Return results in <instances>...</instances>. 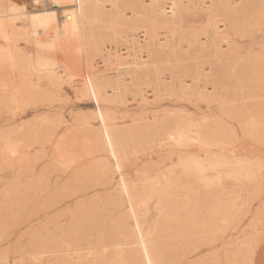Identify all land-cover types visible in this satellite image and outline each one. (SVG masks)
Returning a JSON list of instances; mask_svg holds the SVG:
<instances>
[{"label": "rangeland", "instance_id": "374dc122", "mask_svg": "<svg viewBox=\"0 0 264 264\" xmlns=\"http://www.w3.org/2000/svg\"><path fill=\"white\" fill-rule=\"evenodd\" d=\"M14 2L34 9L28 0ZM50 2L42 10L62 21L63 8ZM87 2L82 31L69 48L36 51L54 64L55 75L0 68L1 87L8 79L15 97L9 102L0 93V264H144L130 257L140 248L136 221L154 264H264V120L249 118L264 82V21L258 28L250 21L245 37H234L244 70L232 75L225 65L205 86L192 81L199 54L175 48L161 26L149 37L145 12ZM238 3L245 8L249 0ZM250 4L253 13L264 12V0ZM194 11L182 14L188 26L179 35L204 26ZM127 20H137L135 28ZM18 41L19 52L29 51ZM146 44L159 48L151 63ZM91 71L100 81L96 98L81 80ZM221 77L230 104L218 108ZM99 113L119 143L113 154L105 138L101 148L91 140L105 130ZM183 119L204 130L208 146L153 137L154 126L174 129ZM123 225L131 231L126 240Z\"/></svg>", "mask_w": 264, "mask_h": 264}, {"label": "bare ground", "instance_id": "6f19581e", "mask_svg": "<svg viewBox=\"0 0 264 264\" xmlns=\"http://www.w3.org/2000/svg\"><path fill=\"white\" fill-rule=\"evenodd\" d=\"M28 1L30 2V6L34 8L33 10H29L26 6H22V5L18 6V4H17L18 2H16V4H17L16 5L14 0H0V68H2L3 70H7V71L11 72L12 70H14V68L21 67L24 69H31V70L38 71L44 75L53 76V75H55V69H56L53 66L54 64L49 62V60H45V59L41 58L39 55H36V51H42V50H44V51L45 50L61 51L64 48H69V46H71V44L74 43L77 36L82 31L83 24H84L83 20L85 18L84 12L87 9L88 2H87V0H28ZM50 1L53 2V4L58 6L59 8H63L62 14L60 13L62 21H60V22L58 21V15H55L53 17L52 15L46 13V11L42 10L41 5L45 4V2H50ZM165 1L166 2L168 1L166 6H164ZM238 1L244 2V5H245V2L248 0H148L147 6H145V2H143V0H109V7L113 8L115 10H119L121 8L129 7L136 15L138 13L145 12L148 19L144 20L145 17L144 18L142 17V18L144 20L143 22L145 23V25L146 24L150 25L149 26L150 36L149 37H152L155 35V33H156L155 28L157 26H161L162 28L165 29L166 33L171 35L170 40L174 43L175 48H177V49L187 48L192 54H199V57H198L199 59L196 60V63L194 62L195 63V66H194L195 70H194V76L192 78V81L195 83L203 82L204 85L206 86L207 83H212V82L214 83L215 76H214L213 72L215 71V73L217 72L218 74H220V72L225 69L224 68L225 65H228L230 67V69H231L230 73L231 74L233 73V70H235L236 68H239L240 66H241V68L243 67V65H242L243 63H241L242 48H241V46L238 45V43L234 37L235 36L238 38L245 37V28H246V25L248 26L250 24V21H255V27H256V24L261 26V22L263 24V21H264L263 20L264 19L263 13L264 12H259L258 14H255L252 12V9L247 8L248 4L250 7V5H251L250 1L251 0H249V3L245 6V8L239 7ZM19 2H21V1H19ZM63 5L64 6L67 5V6L63 7ZM49 9H51V8H49ZM192 10H198L199 11V13L197 11H194L195 17L200 22L204 21L205 22L204 26H202V28H200L199 31L194 30V27H190L189 29H187L188 31H183L179 35L178 31H181L185 26H188V24L182 18V14L187 13L188 11H192ZM117 12H119V11H117ZM93 18L94 17H92V19ZM121 19H123V18H121ZM132 19H134V18H132ZM219 19H222L221 25L218 24V23H220ZM126 22L128 23V25L130 27H134L135 23H137V20H132V21L127 20ZM143 24H142V26H143ZM124 25H126V24H124ZM138 28H140V27H138ZM256 28H258V27H256ZM121 29H123V28H121ZM260 29H261V27H260ZM156 30H157V28H156ZM250 30H252V29H250ZM254 31H256V30H254ZM159 32H160V29H159ZM176 35H177V37L175 38ZM165 39H166V37H165ZM18 40H23L27 44H29L30 45L29 51H27L25 53L19 52L15 46V44H16L15 42ZM253 40H255V39L253 38ZM23 41H22V43H23ZM136 41H137V38H136ZM157 41H160V40H157ZM152 44H153V42H152ZM152 44H149V45L151 46ZM23 45H25V44L23 43ZM149 45L146 44L145 52H146L148 59L150 60V62H148V63H151L152 59L157 55V53H158L157 49H159V48L156 49V46L154 48V47H152L153 45L151 47ZM133 55H134V53H133ZM249 55H250V47L247 48V51H246V56H249ZM191 57H193V56L191 55ZM194 58H195V56H194ZM118 59H119V56H118ZM174 59L177 60L178 58L174 57ZM261 61H262V69H264V57ZM204 63H207L208 67H206V68L203 67L202 64H204ZM139 65L140 64L135 65L134 68L136 70L142 69ZM206 69L210 70V71L205 72ZM87 70H88V68H87ZM86 72H88V71H86ZM200 72H203L204 75L201 76ZM218 74H217V76H218ZM242 76H243V74H242ZM236 78H238V77H236ZM224 79L222 80V77H221L222 81L218 82L217 84L215 81L216 86L220 90V92H218V91L214 92L216 97H217L218 93H220L219 94L220 96L214 99V101L217 103L218 108H221L224 105L226 106V105L230 104V100L228 98L222 97V95H221V92H222L221 87L226 86L225 85L226 81ZM239 79L241 80V78H238V80ZM81 80H83L82 82L84 84L85 91L87 93H89L91 96H93L94 98H96L97 93H98L97 88L100 84L98 77L95 74H93L91 71V74L85 75L84 79H81ZM234 80H235V78H234ZM249 81H250V79H249ZM262 81H264V75H263ZM245 82L246 81H244V83ZM253 82H254V80H253ZM256 82H258V80ZM8 83H9V80L7 79V80H5V82L3 84V86L4 85L5 86L1 87L2 83L0 82V93L5 94V96H7V100L9 102H13L15 100L14 99L15 98L14 97V91H12L11 93L8 92L9 91ZM241 83H242V81H241ZM239 85H240V83H239ZM246 85L249 86L250 84H247V82H246ZM262 85H263V88L257 92L258 99L255 100V102H253L255 107H257V114H253V116L251 115L249 117V118L253 119V124H262L263 120H264V97H263L264 96V82L262 83ZM115 86L117 87V85H115ZM250 86H252V85H250ZM245 87H247V86H245ZM253 87H254V85H253ZM157 88H158V86H157ZM244 88H243V90H244ZM203 90H205V88ZM243 90H242V92H243ZM256 90L257 89H255L254 91H256ZM224 91H226V87H225ZM237 95L239 96V94H237ZM247 96H249V95H247ZM232 98H233V102H235L236 101L235 97H232ZM239 98H240V96H239ZM118 101H119V99H118ZM192 101H194V100H192ZM237 101H238V99H237ZM238 103H240V102H238ZM234 106L235 105L228 106V108H229L228 110L231 109L232 111H234ZM152 107H153V105H152ZM243 107H245V105ZM225 108H227V107H225ZM238 111H239V108H238ZM246 112L244 111L243 113H246ZM225 113H226V111H225ZM235 113H237V111ZM248 114H250V113L248 112ZM229 115H230V112H229ZM237 116H240L239 118H241V121H242L241 114H239ZM224 117H226V116H224ZM231 117H232V115H231ZM98 118L100 119L102 124H104L105 130H104L103 134L102 133L100 134L99 133L100 131L97 133L94 132L92 135L93 137H91V140L93 142H95L96 144H98V142H100V144H98V146L101 148L102 147L101 146V140H103L105 138L107 143H108L107 145L109 148V152L111 154H113L119 148V143L117 141L116 135L113 134L112 130L107 126L109 124L105 122V120H104L105 118L101 113H99ZM230 121H232V120H230ZM227 122H229V121H227ZM176 125L177 126L174 129H172V128L165 129V128H160L159 126H154L153 137L155 139H157L158 141L170 140V141H174L177 143H181V142L186 141V140H192V141L195 140V141L199 142L200 144L204 145L203 147H206L209 145L208 141H207L208 138L206 137L204 130L198 128L197 124H195V122L193 120L183 119V120H180V122H178ZM226 127H228V126H226ZM210 130H212V129H210ZM233 133H235V132L233 131ZM190 144H192V143H190ZM193 144H196V143H193ZM196 146H198V145H196ZM199 147H200V145H199ZM189 150H191V149H189ZM197 152H199V151L197 150ZM197 159H199V158H197ZM191 160L193 161V159H191ZM192 161H191V163H192ZM189 163H190V161H189ZM194 164H195V162H194ZM194 164H193V167H194ZM186 166L188 167V165H186ZM196 166H198V165H196ZM199 166H201V165H199ZM100 167H102L105 172L109 171V167H107L106 165L101 164ZM187 167H185V168H187ZM190 167H191V164H190ZM193 167H191V168H193ZM203 167H205V166H203ZM195 168H198V167H195ZM190 169H188V170H190ZM200 172H201V170H200ZM189 173H190V171H189ZM195 173H197V172H195ZM199 175H200V173H199ZM122 229H123V232L126 234V236L124 238L126 240L127 238L130 237V235H129L131 232L130 227H129V225H123ZM133 230H134V237L137 236L138 238H140L139 241H137V245L140 248H138L137 252H134L132 255H130L131 259L136 261V262H140V263L142 262L144 264H154L155 252L151 251V249L149 247H147L145 240L143 238L144 233L142 230V226H141L139 221H136ZM152 249H153V247H152ZM123 258H125V257L124 256L120 257V259H123Z\"/></svg>", "mask_w": 264, "mask_h": 264}]
</instances>
